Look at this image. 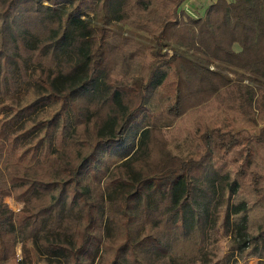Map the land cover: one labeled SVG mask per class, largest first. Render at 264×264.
Returning <instances> with one entry per match:
<instances>
[{
	"label": "trees",
	"instance_id": "trees-1",
	"mask_svg": "<svg viewBox=\"0 0 264 264\" xmlns=\"http://www.w3.org/2000/svg\"><path fill=\"white\" fill-rule=\"evenodd\" d=\"M125 1L0 0V264H264V0Z\"/></svg>",
	"mask_w": 264,
	"mask_h": 264
},
{
	"label": "rangeland",
	"instance_id": "rangeland-1",
	"mask_svg": "<svg viewBox=\"0 0 264 264\" xmlns=\"http://www.w3.org/2000/svg\"><path fill=\"white\" fill-rule=\"evenodd\" d=\"M215 1L216 0H186L183 4V11L189 13L190 15H198L199 13H202L204 11L205 7L209 3ZM125 3H126L125 10L127 14L131 15L132 13L138 11L139 7L137 6L134 0H127L125 1ZM237 151H240V149H238ZM240 162H241V156L238 154V152H235L229 154L223 161L217 164L218 170L223 173V176L226 178L227 182H230V180L232 179L236 171V168ZM228 194L229 193L226 191L225 194L221 197L219 203V210H218V215L220 217L219 221L222 220V217L224 216V213L226 211V207L230 202ZM5 203L7 204L9 209L12 210L13 212H18L22 207L21 203H18L12 198H6ZM228 239H229L228 237L227 238L223 237L222 230L219 229V234L217 237H215V235L211 236L209 252L214 253L217 256L221 257L222 254L225 252L224 243L228 241ZM17 255L20 256L19 247L17 248ZM255 262L256 260L250 259L242 264H255Z\"/></svg>",
	"mask_w": 264,
	"mask_h": 264
}]
</instances>
